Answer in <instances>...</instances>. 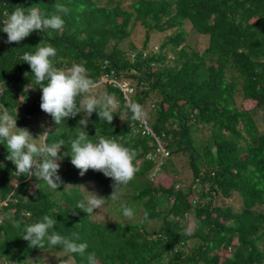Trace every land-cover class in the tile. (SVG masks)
<instances>
[{"label": "trees", "instance_id": "trees-1", "mask_svg": "<svg viewBox=\"0 0 264 264\" xmlns=\"http://www.w3.org/2000/svg\"><path fill=\"white\" fill-rule=\"evenodd\" d=\"M56 3L70 9L61 31L33 32L19 44L6 43L0 31V114L17 117V127L36 139L48 130V143L65 141L58 161L63 183L55 191L34 176L15 175L0 144V264L68 258L21 238L23 227L44 215L57 220L55 231L89 245L85 256L72 254L71 264H87L92 252L98 264H264V0H0V22L17 6L50 15ZM138 29L140 47L132 39ZM191 33L205 44L189 43ZM160 34L159 45H151ZM42 42L57 50L55 67L84 65L101 82L98 92L118 102L112 124L93 113L89 137H115L137 152L127 195L108 201L103 213L88 217L76 209L87 192L66 188L113 193L110 178L93 170L82 177L71 163L69 141L83 114L56 125L41 110V89L33 84L25 92L33 73L22 56ZM105 76L128 82L132 92ZM129 101L143 106L154 135L133 132ZM160 144L170 158L151 181ZM122 202L132 218L123 216ZM107 210L119 219L109 220Z\"/></svg>", "mask_w": 264, "mask_h": 264}, {"label": "clouds", "instance_id": "clouds-1", "mask_svg": "<svg viewBox=\"0 0 264 264\" xmlns=\"http://www.w3.org/2000/svg\"><path fill=\"white\" fill-rule=\"evenodd\" d=\"M55 12L50 15L42 13L38 6L25 9L17 6L11 13L5 11L0 31L7 34L8 44H19L33 32L61 31L65 21L63 15H67L70 9L61 3L54 5ZM80 11L84 10L81 5ZM34 53L25 52L22 56L24 63L28 64L33 73L31 83L25 87V92L30 89L40 88L41 110L49 114L56 125L61 126L67 119L75 118L83 114L84 118L79 121L76 128V137L69 141L71 163L77 168L80 176H84L89 170L102 173L113 181L111 187L113 193L110 198H105L96 192H89L83 185L75 187L87 192V196L76 204V209L86 213L88 217L101 210L108 201H117L124 188L134 179L137 172L135 160L137 152L126 147L113 138L105 136L89 137L87 131L89 119L96 113L101 122L112 124L118 102L114 95L107 92H98L101 82L90 78L84 65L73 63L70 67L57 68L53 61L57 50L51 45L43 42L38 45ZM156 49V48H155ZM108 63V61H105ZM27 75V74H26ZM109 81L113 86L124 92H132L128 82ZM35 84L37 87L33 88ZM23 97L21 96L20 99ZM126 109L131 113L134 122L133 132L143 129L147 134H153L146 119L147 113L143 106L136 102L126 103ZM137 126V127H136ZM50 133L48 130L42 132L39 138L33 137L27 128L17 127V117L4 112L0 114V144H3L8 151L7 160L11 161L16 168L15 175L35 177L42 180L51 190H58L63 181L58 175L61 159L60 150L65 141L48 143ZM95 141V142H94ZM159 142V139L157 140ZM160 156L154 160L155 166L151 173V181L162 174V169L167 165L170 158V151L160 144L157 150ZM194 204V202H193ZM122 214L126 218H132L133 209L125 203H121ZM75 214V211H74ZM28 215H31L30 213ZM56 219L44 215L42 220L23 227L21 238L29 243L31 248L60 249L61 254H69L68 258L61 260V264H71L72 254L85 256L89 245L86 242H77L79 237H69L55 231ZM15 227L20 228L21 222L17 221ZM185 234H191L190 228ZM87 264H98L94 252L86 255Z\"/></svg>", "mask_w": 264, "mask_h": 264}, {"label": "rangeland", "instance_id": "rangeland-1", "mask_svg": "<svg viewBox=\"0 0 264 264\" xmlns=\"http://www.w3.org/2000/svg\"><path fill=\"white\" fill-rule=\"evenodd\" d=\"M191 34L189 35V40L188 41H189V43L195 45V43L197 41H199L200 38L195 33H191ZM161 37H162V34L155 36L153 38L152 42H151V45L158 46L160 41H161ZM132 39L134 40V43H136V45L138 47H140L141 43L144 40L143 33L138 29V31H136L135 34L132 36ZM199 43L203 46L205 44V41H199ZM126 47L127 46H125V48ZM162 179H164V181H167V182H170V183L172 181V177L170 175H168V176L164 175L162 177ZM98 191L101 193V196H103L105 198L109 196V194H107L106 192H102L101 189L98 190ZM126 195H127V192L122 191V193H121L119 198L122 199ZM113 203H115V202H113ZM99 212H101V211L99 210ZM101 213H103V212H101ZM106 214L109 215L108 218L111 221L119 219V215L118 214L116 215L115 212H113V210H111V212L107 210ZM50 256H51V254H46L45 259H46L47 262L50 261Z\"/></svg>", "mask_w": 264, "mask_h": 264}]
</instances>
